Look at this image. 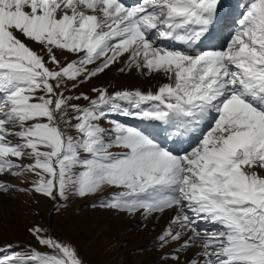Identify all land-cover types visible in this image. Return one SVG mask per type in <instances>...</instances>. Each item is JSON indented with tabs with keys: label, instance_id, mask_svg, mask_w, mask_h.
Instances as JSON below:
<instances>
[{
	"label": "snow or ice",
	"instance_id": "obj_1",
	"mask_svg": "<svg viewBox=\"0 0 264 264\" xmlns=\"http://www.w3.org/2000/svg\"><path fill=\"white\" fill-rule=\"evenodd\" d=\"M223 7L0 0V192L57 202L107 193L100 207L168 217L162 264H264V0ZM214 34L224 43L204 47ZM114 65L155 91L76 94ZM29 175L30 189L8 179ZM29 232L38 247H0V264H84L48 229Z\"/></svg>",
	"mask_w": 264,
	"mask_h": 264
},
{
	"label": "rangeland",
	"instance_id": "obj_2",
	"mask_svg": "<svg viewBox=\"0 0 264 264\" xmlns=\"http://www.w3.org/2000/svg\"><path fill=\"white\" fill-rule=\"evenodd\" d=\"M29 46L39 50L35 44ZM57 55L62 63L75 59L74 56L67 55L65 60L59 53ZM119 67L120 65H114L111 71L76 89V94L85 93L94 98L95 94L90 89L97 86L107 87L110 93L128 86L135 88L136 81H131L128 74L115 70ZM145 81L155 85V81L151 79L143 78L142 82ZM116 82L122 87L118 86L115 89ZM79 103L84 105L87 102L79 101ZM8 179L16 185V188L32 187L31 175L24 183L15 178ZM101 195L107 193L57 202L30 191L11 189L8 192H0V246L16 244L22 247H38L29 229L40 226L48 229L56 239L75 246L84 264H162L161 251L155 246V239L165 226L168 217L165 216L159 227V221L152 220V223H149V220H142L139 214L129 217L111 210L90 208L89 203ZM119 216H123L126 222L116 226L112 219ZM145 224L149 225L143 230ZM131 237L135 239L130 241ZM164 251L167 252L169 249Z\"/></svg>",
	"mask_w": 264,
	"mask_h": 264
},
{
	"label": "bare ground",
	"instance_id": "obj_3",
	"mask_svg": "<svg viewBox=\"0 0 264 264\" xmlns=\"http://www.w3.org/2000/svg\"><path fill=\"white\" fill-rule=\"evenodd\" d=\"M232 0H221V3L223 4V6L224 7H228L229 5H231L232 4V2H231ZM162 43V45H164V46H167V47H170V46H174V47H179V45H176V44H173L172 45V43L171 42H168V41H162L161 42ZM111 71V70H110ZM116 74V73H115ZM130 77H131V81L133 80L135 83H136V87L134 88V87H132V86H128V87H124V89H128V90H133V89H137V88H140V89H142V90H144V91H147V90H149V89H151V90H153V91H155V86L154 85H150L149 83H147V81H145V82H142L143 81V78H141V77H139V76H137V75H135V74H132V73H130V74H128ZM124 79H126V78H124ZM128 85V84H127ZM118 86H119V83L118 82H116V84H115V89L116 88H118ZM120 87H122V85H120L119 86V88ZM143 126V125H142ZM17 182V181H16ZM138 216V215H137ZM116 218V217H115ZM113 218L112 219V222L116 225V226H119L120 225V223H125L126 222V220H123V216L121 217V216H119L118 218ZM165 218V217H164ZM164 218H162L161 220H159V223H158V226L161 224V223H163V219ZM167 222V221H166ZM149 223H152V220H149ZM165 224V223H164ZM149 224H145L144 226H143V228L145 227H147ZM154 226H156V224H154ZM159 227H161V226H159ZM145 228L143 229V230H145ZM142 233H144V232H142ZM138 234H139V232H138ZM133 239H135V238H133V237H131L130 238V241H133ZM121 243H123L124 244V242H122L121 241ZM125 245V244H124ZM132 246V245H131Z\"/></svg>",
	"mask_w": 264,
	"mask_h": 264
}]
</instances>
